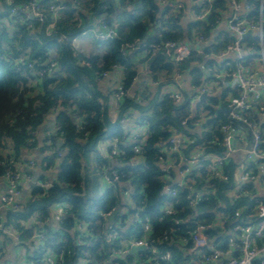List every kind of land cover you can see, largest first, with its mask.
I'll return each mask as SVG.
<instances>
[{
    "label": "trees",
    "instance_id": "trees-1",
    "mask_svg": "<svg viewBox=\"0 0 264 264\" xmlns=\"http://www.w3.org/2000/svg\"><path fill=\"white\" fill-rule=\"evenodd\" d=\"M28 1L31 0H13L12 5ZM35 1L43 7L42 20L27 26L29 18L11 14V5L6 0H0V181L4 179L6 171H19L16 164L27 162L28 159L22 156L23 149L36 146L35 132L48 113L53 111L56 112L55 122L59 129L56 127V132L50 136V145L46 142L40 149L48 151L51 148L55 153L56 150H62L58 157L56 179L49 184L43 177L34 180L30 184L27 198L20 202L19 208L5 209L2 216L5 226H14L19 231L20 240H28L33 244L31 250L27 249L30 252L27 260H38L44 254L42 247L31 240L33 229L36 228L52 234V238H47L45 249L56 254L62 253L58 264H78L81 260L86 264H130V255L113 259H110V255L128 248V241L139 236L147 220L151 226L149 240L155 252L145 248L139 250L138 261L151 264L148 259H159L162 254L169 252L170 260L162 261V264H193L189 262L191 255L183 256L177 242L185 241V248L191 247V234L198 224L208 225L218 211L227 216L224 224L226 229L240 223L241 218L242 222L248 219L255 222L254 202L249 198L255 192L254 183L245 184L244 193L236 199L229 194L235 181L234 171L238 167L231 156L221 166L225 179L215 175L214 170H209L205 162H202L199 169H190L189 177L183 184L166 180L160 168L164 158L161 150L170 146L168 139L176 134L183 136L185 143L179 148V153L172 152L171 156L175 159H191V155L197 151V156L223 153L222 124L228 123L232 129L247 134L251 132L244 122L230 119L216 109V104L223 107L227 105V92L237 96L236 89L225 87L218 98L206 95L192 110L191 97L182 89H179L182 94L180 100H175L170 93H159L163 84L173 83L170 76L173 63L163 53H158L145 58L152 79L158 82L156 92L141 101L127 94L119 105L120 113L115 120L109 115L102 94L96 90V78L113 64L124 69L121 84L129 90L136 71L127 53L129 46L125 44L133 43L135 38H146V42L155 44L166 40L181 43L183 33L178 22L182 12L165 6L163 16L159 19L161 24L155 27L158 23L154 18L158 11L155 0H127L132 7H123L115 20L111 19L113 7L110 0H77L92 10L90 15L68 8V2L63 0L58 3H65L67 8L52 22L53 26L47 34L46 28L51 22L53 10L48 7L49 0ZM227 1L212 0L205 18L196 19L189 26L203 38L213 37V42L205 49L206 53H222L227 44L234 40L230 33L213 32L216 21L223 16L221 10L225 9ZM238 1H246L250 5L248 17L258 22L260 0ZM102 13V21L107 26L112 21L117 23L116 34L107 41L98 42L100 53L85 55L72 46L71 39L90 28L94 18ZM262 26L264 50V9ZM151 28L154 29L152 34L149 33ZM60 35L66 36L68 40L60 42ZM243 41L246 51L244 66L247 70L253 69L254 57H259L260 53L259 37L255 32H250L243 37ZM50 51L56 54L57 63L52 73H48ZM198 61L199 55L192 50L178 68L180 73H188L191 84L202 86L205 77L196 65ZM234 65L232 63L231 67ZM41 69L45 72L38 74L37 71ZM221 96L224 97L221 99ZM129 108L141 113V122L148 126L147 135L138 142L126 139L128 135L123 132L120 122V117ZM204 111L208 112L205 118L202 116ZM245 115L249 121L258 125L256 110ZM77 118L80 119L78 124L75 121ZM260 129L264 132V123ZM57 137L62 141L59 149H55ZM112 137L118 139V151L112 152L111 146L108 151L115 159L122 161V165L114 167L121 173L118 180L112 181L100 191L98 182L101 167L111 165L108 158L96 148L100 140ZM55 153H51L50 157L44 153V168L53 164L57 158ZM28 172L31 173L25 171ZM169 172L172 176L171 169ZM123 182L128 184L130 201L125 204L127 210L121 217H130L132 222L125 230L121 228L124 224L118 227L113 223L120 234L110 239L105 234L102 214L120 206V184ZM167 185L168 190L165 191ZM203 186L209 191L206 198L198 199L193 206L190 205L191 192L195 188L200 191ZM171 189L176 191L174 197L169 194ZM61 201L68 204L65 208L67 215L58 228H51L46 223L50 207ZM166 203L171 205L170 212H164ZM237 209L241 210L240 218L234 216V210ZM188 217L194 221L186 220ZM176 220L179 221L176 223ZM79 222L84 223L83 230L79 229ZM133 226L136 230H132ZM219 229L212 226L205 229L214 243L221 236ZM225 244L220 247L225 249ZM22 245L26 248V245Z\"/></svg>",
    "mask_w": 264,
    "mask_h": 264
},
{
    "label": "crops",
    "instance_id": "crops-1",
    "mask_svg": "<svg viewBox=\"0 0 264 264\" xmlns=\"http://www.w3.org/2000/svg\"><path fill=\"white\" fill-rule=\"evenodd\" d=\"M63 1V0H61ZM60 1V2H61ZM69 4L68 8H73L75 10H79L85 14H91L92 10L88 6H84L81 2H78L77 0H66ZM102 1V0H99ZM112 3L113 10L111 12V19L115 20L118 12L122 10L123 7H127V9L131 8L132 5L128 4L127 0H124V2H121L120 0H110ZM157 6H158V11L155 13L154 18L157 20V25L159 26L161 22L159 19L163 16L162 12L165 8V6H171L168 4V2L172 3H178L181 5L179 9H176L177 11L182 12V17L180 21L178 22L179 26L182 28V33H183V40L181 43L186 45L190 51L194 50L196 54L199 55V61L196 63L197 66H199L200 70L203 72V76L205 78L204 81H207V86L209 85V88L207 92H204L206 95L210 96H215V97H220L222 90L225 89V87L230 88L228 86H225L223 83V80H225L224 76H221V81L220 83H215L214 81V76L213 72L220 70L221 68H230L232 65V62L235 61L236 55L235 53H226V54H221V53H206V47L210 46V44L213 42V37L211 38H200V35H198L197 32L192 30L189 26L191 25L192 22H194L195 15L194 13L198 10L197 5H196V0H155ZM102 6L105 8V5L102 4ZM173 8V6H171ZM66 5L64 3L61 4V8H56L53 9L50 18L51 22L48 24L50 27L53 25V21L55 22L56 18L58 16H61L66 9ZM175 9V8H173ZM233 11L231 10L230 6L226 4L225 9L223 8L221 10V14L223 16L221 19L216 21L215 23V29L213 32H222V33H230L225 25V19L232 14ZM237 14H243L244 9L240 8L237 12ZM104 13L101 15L97 16V18H94L92 21V26L88 28L87 30H84L81 32L80 35L73 37L75 39V46H77L79 51L85 55H88L89 53L97 54L101 52V48L99 47L98 42L102 41H107V40H101L97 37V33L102 30V24H106L103 20ZM165 18V17H164ZM118 20V19H116ZM116 25L117 23H114L113 21L111 23H108L107 30H113L114 34H116ZM10 26V25H9ZM166 29V26H164ZM190 29V31H189ZM149 33H153L154 29L151 28L149 30ZM188 33L191 35V38H189ZM215 33H213V36H215ZM148 34V32H147ZM231 34V33H230ZM149 35V34H148ZM109 40V39H108ZM97 42V45L96 43ZM189 42L191 44V47L186 43ZM152 43L146 42V38L142 39H137L135 38V41L133 43H126L125 45L129 46L127 49L128 56L131 60L132 67L136 71V76L132 82L131 87L127 91V94L129 97L134 98L137 97L138 100L136 101H141L145 100L148 96H151L154 92L157 90V85L158 82H155L151 74L148 70V63L147 60L145 59L147 56H156L158 53H163V55L166 57L167 60H169L173 66L172 71L170 72V76L173 79V83L169 82L166 84H163L161 88L159 89V93H170L174 91H178L179 89H182L185 91L190 97H191V107L192 110L195 109L196 103L201 100L200 99V94H198V89L199 86H195L190 83V77L188 73L182 72L180 76L177 75V72H175V63L173 62L171 55L169 52L164 51L163 49H153L149 45ZM158 47L163 45V41H160V44L157 43ZM141 47L142 49L139 50L138 48ZM50 58L56 57V54H54L52 51H50ZM231 62V63H230ZM228 63V65H227ZM120 69L118 72H114V70ZM106 75H100L96 78V90L99 91L102 96H103V102L107 105L108 107V112L109 115L111 116L112 120H115L119 113H120V103L123 101V98H120L116 95L117 91V86L121 84L123 76H124V69L121 66L116 65L115 67H109L108 70L106 71ZM116 74L114 78L111 76ZM111 79H114L113 82H111ZM118 80V81H117ZM205 85V84H203ZM230 92H227L225 95V99L228 101L230 97ZM205 95V96H206ZM180 96L182 99V94L180 93ZM179 99V100H180ZM221 108H226V106H220L219 104H216V109ZM222 112V111H219ZM224 116L227 117V115L222 112ZM55 114L56 112H50L45 118V121L40 125V127L37 129L35 132V138H36V146L35 147H30V148H24L22 151V156L27 160V159H33L35 162V166L28 167L26 165V162L22 164H16L19 168L20 171H23L25 173L26 170L30 171L32 173V179H28L27 176H23L19 182V189H20V195L18 196L19 201H24L29 193L30 190V184L34 180H38L40 177H43L48 184L56 179L57 176V170H58V163H59V155L53 151V149L50 150H41L40 147L43 146V144L48 143L50 145L49 138L52 134L56 132V127L57 124L55 122ZM208 112L204 111L202 112L203 118L207 116ZM141 113H139L137 110H134L132 108H129L126 110V114L122 115L120 117V122L122 123V128L123 132L128 135L126 138L127 140H132L131 137L133 134H138L137 140H132V141H141L143 137H145L148 133V126L145 125L144 123L141 122ZM258 125L260 126L262 123H264V119L262 118L261 115L258 114ZM79 118L75 119L76 123H79ZM239 133L235 134V138L232 143V150L230 152L231 159L234 160V162L237 164L238 167H236L234 171V178L237 181L238 179V172L241 167V165L244 163L245 158H246V152L248 148L251 146V141H252V133L250 132L247 134V132L239 130ZM251 137L249 140L248 136ZM175 136H179L176 134ZM140 137V138H139ZM45 138V139H44ZM44 139V140H43ZM61 139L57 137L56 140ZM117 137H112V138H106L102 139L98 142L97 144V150L101 155H103L105 158H108L110 161L111 167H105L102 166L100 170V175H99V182H98V187L99 190L102 191L104 188L108 187L112 181L109 179L110 174L115 171L120 175V171L114 167H119L122 165V161H119L115 159L113 156L110 155L108 151V147L111 146L112 152H117L118 147H117ZM62 144V142H61ZM60 144V145H61ZM139 146L136 147L138 150ZM55 149H59L55 146ZM62 151V150H61ZM161 152L164 154V158H162L161 163H160V168L162 171V168H168V171L171 169L172 170V176H170L168 173L165 174L163 171V174H165L164 178L166 180H169L172 183H177V184H183L185 182L184 178V170L187 173V170L189 171L190 169H194V164L196 162L195 157H197V154L199 151L193 153L191 155V159H180L179 157L171 156L172 150L168 148H162ZM48 154V157H50L51 153H55L57 155V158L54 159L53 164L49 168H44L45 162L43 160L46 158V154ZM61 156V155H60ZM138 159V157H137ZM191 167V168H190ZM56 169V174L53 175L52 171ZM170 173V172H169ZM118 180V179H117ZM4 183L5 180L0 181V191L4 188ZM255 185V193L259 196L264 195V189L263 186L260 182L255 181L253 182ZM127 183L123 182L120 184V189H121V198H120V206L102 214L103 219L105 220L104 223V230L105 234H109L107 230L108 224H115L116 226L120 227V224H124L122 226V229H127L129 225L132 222V219L130 217H126L125 219H122L121 215L125 213L126 205L130 201V192L127 190ZM168 185L165 187V191L168 189ZM194 192H198V189L195 188L193 190ZM231 196L232 194L229 193ZM67 202L61 201L58 203L53 204L50 207V212L48 213V220L46 223L48 224L49 227L51 228H58L61 225V221L59 220V215L62 212L64 208L67 207ZM1 213H4V209L0 207ZM116 210L115 214L112 216V219L109 221L108 220V215ZM65 216L67 215V211H65ZM226 215H224L221 211L216 212L214 216V220L212 222H209V226H212V228H220L219 229V234L221 236L219 237L217 243V246L225 245L226 248H233L234 247V239L233 242L230 240L231 238H234L236 234L233 235L232 229L233 226L230 228H227L224 226L225 221H226ZM80 224L78 226H81V228L84 227L83 222H79ZM239 223V222H237ZM113 224V225H114ZM114 225V227H115ZM116 228V227H115ZM82 230V229H80ZM118 232V231H117ZM225 233V235H222ZM120 234V233H119ZM118 234V235H119ZM26 245V248L22 245ZM22 243L16 244L15 242L12 243H6L3 251L0 253V263L1 264H26L27 263V255H30V252L28 250H31L32 247L31 244L29 243L28 240H23ZM181 248V252L183 256H190L189 262L193 264H205L201 262L199 256H198V250H193L191 247L185 248L186 242L181 241L177 242ZM233 243V244H232ZM130 246L128 247L126 252H121V251H116L113 253L115 257H129L130 259V264H148L147 262L142 263L139 260V256L137 252H130L129 251ZM28 249V250H27ZM126 250V249H125ZM113 257V256H112ZM110 257L111 259H113ZM126 259V258H125ZM149 262L151 263V259H148ZM78 264H86L85 261L81 260L78 262Z\"/></svg>",
    "mask_w": 264,
    "mask_h": 264
},
{
    "label": "built area",
    "instance_id": "built-area-1",
    "mask_svg": "<svg viewBox=\"0 0 264 264\" xmlns=\"http://www.w3.org/2000/svg\"><path fill=\"white\" fill-rule=\"evenodd\" d=\"M61 0H49V9L53 10L56 8H61ZM212 0H196L197 11L194 13L195 19H204L205 16L209 13L211 8ZM8 4L11 5L10 13L16 14L17 16H26L29 18V21L26 22L27 26H32L37 21L42 20V11L43 7L41 4L35 0L24 2L19 5H12L13 0H6ZM173 8L179 9L181 7L178 3L168 2ZM228 6H230L233 11L224 21L227 30L234 36L232 43L227 44L225 51L221 54L226 53H235L236 59L232 63H235L233 67L230 68H221L220 70L214 71V81L215 83H220L221 76H224L223 84L230 88H234L238 91L237 96H232L228 99L226 108H228V116L230 119H236L244 122L251 129L252 141L251 146L246 152V158L244 163L241 165L238 172V179L234 181L233 187L230 192L234 199L238 198L244 193L243 187L248 182L258 181L262 184L264 189V132L260 129V126L253 121H249L246 117V113L256 110L259 115L264 119V50L262 44V15L264 9L263 0H260L259 4V19L258 22L252 21L248 17V13L251 9L250 5L246 1L238 0H228ZM244 9L243 14H237L236 12L240 9ZM53 26V25H52ZM52 27L47 26L46 33ZM248 31L255 32L259 37L260 44V53L259 60L262 63V70L258 71L253 69H246L244 66L245 54L244 50V41L243 37L247 34ZM97 37L101 40H108L113 38L114 31L107 30V25L102 24V30L97 34ZM60 42L67 41V37L60 35ZM202 39L203 37L200 36ZM75 39H71L72 46L79 51L80 48L75 46ZM153 49H163L164 51L169 52L173 62L175 63V72L180 76L178 65L189 55V48L183 43H178L173 40H166L163 42V45L158 47L157 44L152 43L149 45ZM231 63V62H230ZM56 57L48 59V73H52L56 70ZM87 64V63H86ZM228 65V63H227ZM116 64H113L112 67H115ZM45 72L44 69L38 70V74ZM107 72H102V75H106ZM116 95L120 98H124L127 95V90L123 87L122 84H119L117 87ZM209 85L199 86L198 94L209 91ZM170 95L175 99L179 100L181 98L180 91L170 92ZM138 100L137 97H135ZM186 122V121H185ZM197 124V123H196ZM59 129V126H57ZM221 131L223 133L222 144L225 148L221 155H207L202 154L194 159L196 162L194 168L199 169L202 165V162L206 163V166L209 170H214L215 175L219 176L222 179L226 178V175L222 173L221 166L226 162L227 158L230 157V152L232 150V143L235 138V134L240 131L232 129L228 123L222 124ZM138 134H133L131 139L137 140ZM185 143L183 136H174L168 139V144L170 145L168 149H171L172 152L179 153V148ZM56 153L60 156L62 151L56 150ZM208 161V162H207ZM28 167H34L35 162L33 159H28L26 162ZM17 166V165H16ZM19 169V168H18ZM162 171L167 174L168 168H162ZM184 178L188 179L189 173L187 170H184ZM27 176L28 179H32L31 173H21L18 171H6L4 174V188L0 191V207L2 209H13L16 210L19 208L20 202L17 198L20 195L19 182L23 176ZM119 174L113 171L109 179L117 180ZM34 182V181H32ZM31 182V183H32ZM46 185V183H43ZM209 191L206 186H203L202 190L198 192L192 191L189 195V204L194 205L198 199L206 198ZM170 196L174 197L176 195L175 189L170 190ZM254 202V218L256 221L246 220L240 223H237L233 226L232 233L235 235L233 239L234 247L223 249L220 246H217L210 236L206 233L205 229L209 225L198 224L196 230L191 234V248L193 250H198V256L201 262L205 264H254L256 260L260 264H264V195L259 196L255 192L252 194V197H249ZM168 202V201H167ZM164 212H170L171 205L166 203L164 206ZM65 208L59 215V220L65 217ZM241 210H234V216L240 218ZM3 214L0 210V253L3 251L6 243L15 242L17 245L22 243L23 240H20L18 235L19 231L16 230L14 226H5L4 220H2ZM186 220L193 222L194 220L188 217ZM179 220H176V223ZM79 229H82L79 226ZM107 230L109 232L108 237L114 239L118 237V232L115 229L113 224H108ZM132 230H136V227L133 226ZM151 233V226L146 220L142 229L140 230L139 236L137 238H132L128 241V247L131 245L143 246L145 249H149L152 252H155V247L150 243L149 237ZM47 238H52L51 233H44L40 229H33V239L34 244L40 245L44 251L43 256L36 259H29L26 264H58V261L62 258V253H53L50 252L47 248L45 249V243ZM238 239V242H236ZM233 244V243H232ZM33 247V244L31 245ZM126 250H120L121 252H126ZM113 256V257H112ZM110 257L115 258L114 254H111ZM111 259V258H110ZM170 260V253L165 252L160 256L159 259H151V264H162V261Z\"/></svg>",
    "mask_w": 264,
    "mask_h": 264
},
{
    "label": "water",
    "instance_id": "water-1",
    "mask_svg": "<svg viewBox=\"0 0 264 264\" xmlns=\"http://www.w3.org/2000/svg\"><path fill=\"white\" fill-rule=\"evenodd\" d=\"M251 31H248L247 33H250ZM205 93L200 94V99L205 97ZM218 111H222L224 112L226 115L228 114V108H221L218 109ZM61 139L56 140V147L58 148L61 144ZM116 210L112 211L109 215H108V220L110 221L112 219V216L115 214ZM144 249L143 246H136V245H131L129 248L130 252H136L138 250H142Z\"/></svg>",
    "mask_w": 264,
    "mask_h": 264
},
{
    "label": "rangeland",
    "instance_id": "rangeland-1",
    "mask_svg": "<svg viewBox=\"0 0 264 264\" xmlns=\"http://www.w3.org/2000/svg\"><path fill=\"white\" fill-rule=\"evenodd\" d=\"M190 47H191V44L189 43V42H186ZM262 68H263V66H262V63L260 62V60H259V57L257 56V57H254V69L255 70H258V71H261L262 70ZM120 69H117V70H114V72L116 73V72H118ZM114 74V73H113ZM116 76V74H114V75H112L111 77L112 78H114ZM114 81V79H111V82H113ZM118 81V80H117ZM204 84L205 85H207V81H204ZM224 96H221V99L223 98ZM52 174L53 175H55L56 174V169H54L53 171H52ZM254 264H260L259 263V261H255V263Z\"/></svg>",
    "mask_w": 264,
    "mask_h": 264
}]
</instances>
